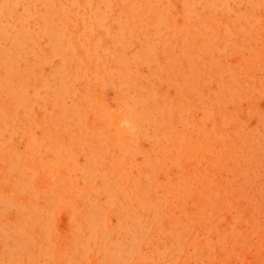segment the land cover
Segmentation results:
<instances>
[{"label":"rangeland","instance_id":"374dc122","mask_svg":"<svg viewBox=\"0 0 264 264\" xmlns=\"http://www.w3.org/2000/svg\"><path fill=\"white\" fill-rule=\"evenodd\" d=\"M0 264H264V0H0Z\"/></svg>","mask_w":264,"mask_h":264}]
</instances>
